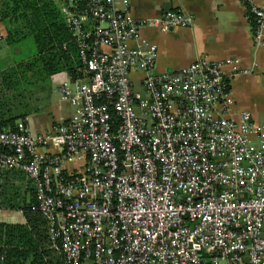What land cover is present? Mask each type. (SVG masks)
<instances>
[{
	"label": "built area",
	"instance_id": "1",
	"mask_svg": "<svg viewBox=\"0 0 264 264\" xmlns=\"http://www.w3.org/2000/svg\"><path fill=\"white\" fill-rule=\"evenodd\" d=\"M78 1L56 0L84 73L60 90L72 118L44 134L26 120L0 131V168L34 184L51 246L65 264H264V125L231 117L226 80L249 70L201 57L158 73L142 28L193 16L149 22L129 0ZM244 2L264 46V4Z\"/></svg>",
	"mask_w": 264,
	"mask_h": 264
},
{
	"label": "trees",
	"instance_id": "2",
	"mask_svg": "<svg viewBox=\"0 0 264 264\" xmlns=\"http://www.w3.org/2000/svg\"><path fill=\"white\" fill-rule=\"evenodd\" d=\"M78 2L84 6L86 0ZM248 14L256 30L255 18L249 10ZM0 18L7 29L6 44L15 53L11 61L0 58L3 131L15 130L19 121L41 108L40 102L51 92L53 75L66 72L77 81L84 73L77 44L56 0H0ZM92 24L90 20L87 28ZM5 175L21 182L27 179L16 169H7ZM37 206L33 185L24 192L12 183H0V207L20 210L27 220L26 224L0 222V264H65L63 255L51 246L47 220Z\"/></svg>",
	"mask_w": 264,
	"mask_h": 264
},
{
	"label": "crops",
	"instance_id": "3",
	"mask_svg": "<svg viewBox=\"0 0 264 264\" xmlns=\"http://www.w3.org/2000/svg\"><path fill=\"white\" fill-rule=\"evenodd\" d=\"M130 8L137 20H148L163 16L168 11H179L195 18L193 26L174 27L161 31L153 24L143 27L142 37L158 46L155 70L163 73L190 65L201 57L219 61L227 58L241 60L248 73H237L227 78V85L234 104L231 117L251 114V121L264 125V46L260 44L257 32L252 26L248 7L244 0H129ZM263 5L264 0H254ZM264 38V25L261 28ZM7 29L0 18V51H13L7 44ZM6 59V57L4 58ZM139 86L141 74L133 73ZM71 81L66 72L51 77V92L37 111L26 117L30 132L34 135L50 132L56 125L67 123L74 114V106L62 100V85ZM44 151L41 148V152ZM56 149L53 148V153ZM78 165V164H77ZM0 168V183H12L22 190L35 188L26 175V182L5 175ZM0 222L26 224L27 220L20 210L0 207Z\"/></svg>",
	"mask_w": 264,
	"mask_h": 264
},
{
	"label": "rangeland",
	"instance_id": "4",
	"mask_svg": "<svg viewBox=\"0 0 264 264\" xmlns=\"http://www.w3.org/2000/svg\"><path fill=\"white\" fill-rule=\"evenodd\" d=\"M4 52L0 51V58L4 59L6 57L7 60L11 61L13 59V57L15 56L14 51H7V50H3ZM40 105H43V102H40ZM225 264V263H223Z\"/></svg>",
	"mask_w": 264,
	"mask_h": 264
}]
</instances>
